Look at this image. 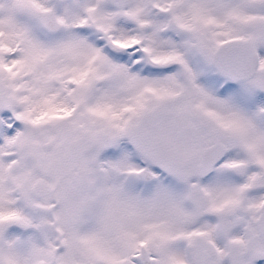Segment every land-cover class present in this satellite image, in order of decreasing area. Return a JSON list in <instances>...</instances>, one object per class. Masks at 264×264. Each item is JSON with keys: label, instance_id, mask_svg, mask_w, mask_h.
Listing matches in <instances>:
<instances>
[{"label": "snow or ice", "instance_id": "snow-or-ice-1", "mask_svg": "<svg viewBox=\"0 0 264 264\" xmlns=\"http://www.w3.org/2000/svg\"><path fill=\"white\" fill-rule=\"evenodd\" d=\"M0 264H264V0H0Z\"/></svg>", "mask_w": 264, "mask_h": 264}]
</instances>
